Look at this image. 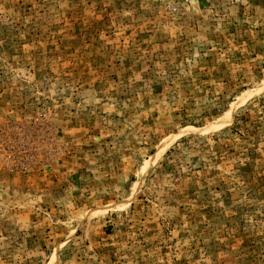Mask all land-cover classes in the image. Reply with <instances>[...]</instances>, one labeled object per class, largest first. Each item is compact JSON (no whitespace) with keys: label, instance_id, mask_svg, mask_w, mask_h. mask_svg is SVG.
<instances>
[{"label":"rangeland","instance_id":"obj_1","mask_svg":"<svg viewBox=\"0 0 264 264\" xmlns=\"http://www.w3.org/2000/svg\"><path fill=\"white\" fill-rule=\"evenodd\" d=\"M0 264H264V0H0Z\"/></svg>","mask_w":264,"mask_h":264},{"label":"bare ground","instance_id":"obj_2","mask_svg":"<svg viewBox=\"0 0 264 264\" xmlns=\"http://www.w3.org/2000/svg\"><path fill=\"white\" fill-rule=\"evenodd\" d=\"M250 92H247L245 95L249 94ZM237 103H234L233 106L234 108L236 107ZM233 114V110L229 112V116H228V120L224 121V120H220L218 122H216L215 124L211 125L208 128H204V129H200V128H196V127H186L178 136H175L174 138L168 140L165 144H163L158 153L155 155H152L144 164H143V168L141 171V183L139 185V188L142 186V183L144 182L145 178L148 176L149 172L151 171V169L154 167V165L156 164V162L158 161V159L160 157H162L167 150L171 147L172 144H174V142H176L177 139H179L182 136H186L188 134H204L207 133L208 131H218L221 129H224L228 124H230L231 122V116ZM121 207V205H111L108 206L105 210H113L116 211ZM55 261V254L52 258V262L54 263Z\"/></svg>","mask_w":264,"mask_h":264}]
</instances>
